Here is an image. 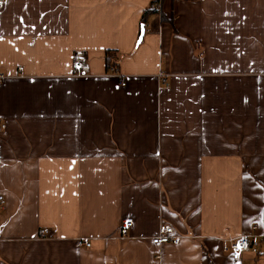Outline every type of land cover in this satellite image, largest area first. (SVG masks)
Returning <instances> with one entry per match:
<instances>
[{"label":"crops","instance_id":"1","mask_svg":"<svg viewBox=\"0 0 264 264\" xmlns=\"http://www.w3.org/2000/svg\"><path fill=\"white\" fill-rule=\"evenodd\" d=\"M154 1L0 9V264H235L264 236V0H157L138 44Z\"/></svg>","mask_w":264,"mask_h":264},{"label":"built area","instance_id":"2","mask_svg":"<svg viewBox=\"0 0 264 264\" xmlns=\"http://www.w3.org/2000/svg\"><path fill=\"white\" fill-rule=\"evenodd\" d=\"M7 0H0V9L6 4ZM72 74L75 77H83L89 72V67L86 61V57L83 52L77 51L74 54V59L71 66ZM109 72L114 76H118V71L115 66L109 68ZM121 85H124L122 83ZM4 125L0 123V130L4 129ZM3 205V196L0 195V208ZM132 219H124L120 226V237H125L127 235L128 229L131 227ZM256 227H252L253 234L240 236L229 243V256L233 263L239 264L241 262L242 256L245 254H252L256 257H263L264 249V236H257L254 234ZM46 230L40 232L41 235L46 234ZM178 237L175 236L173 228L170 225H160L158 229V234L155 235L151 242L154 245H163L168 243H176ZM89 247V243L86 241H81L80 244Z\"/></svg>","mask_w":264,"mask_h":264},{"label":"trees","instance_id":"3","mask_svg":"<svg viewBox=\"0 0 264 264\" xmlns=\"http://www.w3.org/2000/svg\"><path fill=\"white\" fill-rule=\"evenodd\" d=\"M157 3V0H155L153 4H151L148 8L143 11L140 19L141 27L146 24L147 19L152 15H159L161 21H169L164 17V14L158 9ZM118 61L119 57L116 53H113V51L105 52L104 62L106 70H108L110 67L116 66L118 64Z\"/></svg>","mask_w":264,"mask_h":264},{"label":"water","instance_id":"4","mask_svg":"<svg viewBox=\"0 0 264 264\" xmlns=\"http://www.w3.org/2000/svg\"><path fill=\"white\" fill-rule=\"evenodd\" d=\"M143 34H144V26L141 27L140 36H139V39L137 41L138 44L141 42Z\"/></svg>","mask_w":264,"mask_h":264}]
</instances>
